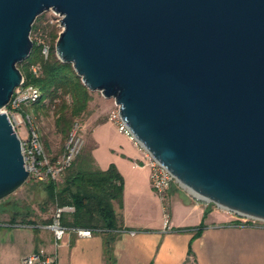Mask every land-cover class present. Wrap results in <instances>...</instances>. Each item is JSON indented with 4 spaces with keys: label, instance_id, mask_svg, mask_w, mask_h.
Segmentation results:
<instances>
[{
    "label": "water",
    "instance_id": "95a60500",
    "mask_svg": "<svg viewBox=\"0 0 264 264\" xmlns=\"http://www.w3.org/2000/svg\"><path fill=\"white\" fill-rule=\"evenodd\" d=\"M62 15L56 55L114 99L186 188L264 220V0H0V201L30 177L3 110L36 19Z\"/></svg>",
    "mask_w": 264,
    "mask_h": 264
},
{
    "label": "crops",
    "instance_id": "0c3cea01",
    "mask_svg": "<svg viewBox=\"0 0 264 264\" xmlns=\"http://www.w3.org/2000/svg\"><path fill=\"white\" fill-rule=\"evenodd\" d=\"M95 142L92 164L107 170L110 166L102 167L95 156L96 139ZM117 169L124 178V199L123 207L115 203V208L120 224L137 234L120 232L114 244L116 264H184L190 247L198 264H264V226L235 224L240 221L238 216L218 213L213 208L205 218L210 206L175 187L168 196L171 224L166 229L162 199L152 188L148 171L143 173L133 167L127 174ZM33 221V227H18L14 226L16 221L0 219V264H22L25 256L41 248L56 251L58 264H107L100 232L94 231L92 237L72 232L56 245L53 233L40 227L49 221L37 216ZM202 223L206 226L198 237H194L196 231L184 230Z\"/></svg>",
    "mask_w": 264,
    "mask_h": 264
},
{
    "label": "trees",
    "instance_id": "16d2710c",
    "mask_svg": "<svg viewBox=\"0 0 264 264\" xmlns=\"http://www.w3.org/2000/svg\"><path fill=\"white\" fill-rule=\"evenodd\" d=\"M42 23V18L39 16L33 25L32 35L35 37L42 35L51 44L49 58L45 59L42 56L41 46L33 37L34 44L31 54L19 64V68L26 83L36 85L42 92L41 98L31 108L35 112L44 109L47 107V101L57 105L56 126L63 135H67L75 120L88 111L92 101V91L83 84L71 63H64L57 57L56 43L60 34L58 26L50 22ZM36 64L41 65L38 75L31 71V67ZM26 112H29V108L26 109ZM46 147L49 148L47 143ZM92 163V153L87 158L82 156L81 159L79 156L78 160L67 170V175L62 181L49 180L41 182V184L47 193L48 204L73 205L75 207L74 213L64 215L63 223L72 228H86L100 232L104 239L106 262L107 264H116L114 244L121 234L120 231L127 230L120 224L115 208V203H118L121 208L123 207L124 178L114 164H111L107 170H102L96 168ZM4 211L0 210V213H5ZM211 211L212 209L209 207L206 210L205 218ZM31 212L28 211L21 215L16 213L13 215L12 221H15L17 216H21L22 223L30 224L34 222L30 219L34 216V213ZM236 223L240 224L241 222L236 221ZM205 226V223H202L197 228L184 230H194L196 231L194 237H198L202 234ZM191 259L198 264L190 247L186 262Z\"/></svg>",
    "mask_w": 264,
    "mask_h": 264
},
{
    "label": "built area",
    "instance_id": "2783aa9c",
    "mask_svg": "<svg viewBox=\"0 0 264 264\" xmlns=\"http://www.w3.org/2000/svg\"><path fill=\"white\" fill-rule=\"evenodd\" d=\"M60 16L62 17V15ZM35 39L38 42V45L41 46L42 56L45 59H48L51 54V44L48 43L42 35H37ZM31 71L35 75H38L41 71V65H33ZM41 96L42 92L40 88L34 84H27L23 77L22 83L15 90L10 104L3 111L7 113L17 132V128L23 126L27 133L26 137H23L22 134L18 132L22 142V152L25 158L26 169L30 172L29 178L38 182H46L49 180L62 181L65 171L73 165L74 161L80 154L84 141L77 133V130L73 129L68 136L63 156L55 161L50 158L32 115H30L29 112H26V109L36 103ZM110 120L115 122L118 128L144 153L151 170V184L157 195L162 199V202L169 196L172 186L177 184L180 188L193 194L196 198L203 200L208 205L211 203V201L202 198L195 192L183 186L166 167L151 155L144 145L135 138L126 123H124L120 116V109L117 104L116 110H114L110 116ZM216 206L218 207V210H228L218 204H216ZM74 212L75 207L73 205H56L51 220L40 226L53 233L56 245H59V243L64 241L72 232H77L81 237L93 236L94 231L92 229L72 228L63 223L64 215ZM226 212L238 216L241 222L239 225L241 226H264V223L257 225L256 221L259 219L244 216L231 210ZM164 216V226L166 229H170V212L166 211L165 206ZM240 216L246 217V220H242ZM259 221L264 222V220ZM14 226L33 227L34 225L17 222ZM120 232H128L133 236L137 234V231L133 230H122ZM22 264H58V254L56 251L48 252L46 249L41 248L25 256L22 260Z\"/></svg>",
    "mask_w": 264,
    "mask_h": 264
},
{
    "label": "rangeland",
    "instance_id": "374dc122",
    "mask_svg": "<svg viewBox=\"0 0 264 264\" xmlns=\"http://www.w3.org/2000/svg\"><path fill=\"white\" fill-rule=\"evenodd\" d=\"M40 16L42 18V24L50 22L57 25L60 29V32L62 31L60 21L62 20V17L59 14L50 10L44 12ZM33 37L35 36L31 34L32 40ZM46 103L47 107L40 109L37 112H35L33 108L29 107V114L32 115L45 146L46 143L49 145V148L46 147V149L51 159L58 160L63 156L68 136L73 129H76L77 133L84 141L82 150L78 157L81 156L82 159V156H86L87 158L89 155H91L94 150L96 139L98 147L95 152V156L102 167L107 168L111 164H115L120 170L126 172L127 174L129 170L134 167L138 168L143 173L148 171L151 179L150 166L144 153L118 128L115 122L110 120L112 112L116 110V103L114 99H107L100 92H92V101L89 104L88 111L86 114L75 120L72 129L67 135H63L56 126L58 106L50 104L49 101ZM106 120H108L106 123L94 130L96 125ZM17 130L22 134L23 137H26L27 133L23 126H19ZM93 130L95 138H93ZM127 156H130L129 160ZM78 157L75 161L78 160ZM131 159H137L139 161H134ZM66 175L67 171H65L62 179ZM175 187L180 188V186L174 184L170 190ZM162 203L166 207V211L169 212L168 197ZM209 206L213 209L218 208L213 202H211ZM44 209L47 210L43 211ZM0 210H6L4 211L5 213H0V219H2V221H12L13 215L16 213L21 215L28 211H32L34 213V216H32L33 218L37 216L42 220H48L54 213L55 205L48 204L47 193L43 189L41 182H37L34 179L29 178L13 194L0 201ZM226 211L228 210L217 209L218 213H230ZM32 217L30 219L33 220ZM240 217L242 220H246V217ZM21 220L22 217L17 216L15 221L21 222ZM256 223L257 225H260V223L263 224L264 222L258 220ZM185 264H196V262L191 259Z\"/></svg>",
    "mask_w": 264,
    "mask_h": 264
}]
</instances>
